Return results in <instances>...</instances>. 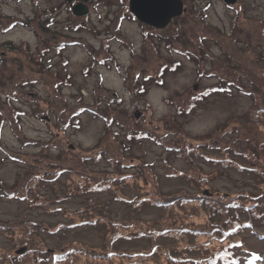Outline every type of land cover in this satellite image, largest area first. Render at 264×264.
I'll return each mask as SVG.
<instances>
[{"label":"rangeland","instance_id":"obj_1","mask_svg":"<svg viewBox=\"0 0 264 264\" xmlns=\"http://www.w3.org/2000/svg\"><path fill=\"white\" fill-rule=\"evenodd\" d=\"M64 1L0 0V83L5 86L4 92L15 89V84L21 82L31 83L17 91L12 98V106L5 105L6 102L0 99V110L5 120L0 124V180L6 187L21 185L34 173V167H27L20 161L8 158L6 152H13L29 162L40 163L41 170H52L57 166L73 169L77 160L72 159L76 155L94 156L99 152L105 153L106 157L103 158L118 159L131 166L148 163L152 170L143 167L141 174L127 177L107 191L82 196L79 189L98 184V179L103 176L101 172H114L109 160L101 157L98 161L95 157V160L89 162V177L79 174L78 169V173L64 174L57 181L44 179L37 184V194L33 191V194L26 193L28 197L25 200L11 199L0 194V224H7L0 228L1 253L14 254L24 248L22 261L28 264L32 258L30 250L36 255L38 249L49 253L78 247L83 249V253H75L70 259L58 264L127 262V257L115 256L112 260L95 258L110 250L109 227L97 229L82 224L64 226L67 231L62 232L58 231L63 228L61 224H77L90 217L96 219L99 214L94 210L100 209L107 210L109 216L99 220V223L108 224L112 220L119 222L117 224L120 227L128 221L134 223L127 230L118 229L125 235L146 227L160 229L173 221L204 225L208 212L202 211L195 203L186 204L182 208L169 206L162 209L145 203L138 206L127 199L137 200L142 196L154 199L158 195L168 196L183 190L205 196L210 194L208 196L212 198L224 192L236 194L264 191V185H255V180L246 172L225 167V163L201 159L196 161V165L210 180L205 185L201 183L196 186L199 183H190L176 176H180V172L192 173L187 158L167 154L161 145L150 139L128 141L126 137V133L134 128L148 131L156 135L157 139L165 138L166 144L196 148L197 145L215 144L219 139L228 142L224 137L228 138L236 129L239 138L246 133L254 141L264 140V114L250 113L254 96L259 105H264V56H261L264 53V29L260 28V23L264 25V0H236L233 4H225L222 0H182L184 12L173 18L159 33L157 31L161 29L141 23L129 12L128 0H88L86 18L89 29H66L64 27L73 25V22ZM122 14L125 16L117 29L115 24ZM48 15L53 18L48 27L57 30L60 36L47 42L77 38L97 50L104 42H108L113 60L104 64L96 63L91 67V57L86 47L76 44L65 46L58 56L54 50L50 51L41 65L34 64L29 55L37 58L43 40L37 36L35 29L48 20ZM43 16L45 19H42ZM13 20L18 23L5 28ZM53 34L55 32L51 31L50 36ZM199 36L205 37L211 56L223 57L224 48L227 53L238 57L243 64L242 71L224 68L220 65L225 64L222 59L217 71L221 77L233 79L243 72L242 84L246 91L254 92V96L233 89L230 94L208 96L199 101L190 113L180 114L179 106L186 105L188 95L220 80L217 75H202L195 62L171 50V47L181 45L178 40L183 41V46L193 44V47L200 48ZM166 37H169L172 45L166 44ZM241 38L244 40L241 41ZM148 42L153 45L150 51L147 48L144 50ZM242 46L245 47L244 51L237 48ZM133 53L141 56L134 66ZM229 59L230 64L240 62L236 58ZM162 60L177 63V69H166L160 82L154 79L144 81L143 77L154 74ZM204 66L213 72L214 67L208 61ZM214 66L216 71L217 66ZM137 71L141 72L138 82L142 81L145 85L142 94L136 93L135 82L126 81L127 77L131 78ZM255 78L258 81L254 89L249 80ZM12 108L18 110L20 115L19 135L12 131L7 120L10 119ZM94 108L101 114H95ZM73 113L74 121L77 119L78 122L64 125L66 118L73 116ZM101 115L114 117L112 124H107L108 128L104 121L106 118ZM247 121L256 124L254 129L258 133L254 129L247 133ZM27 140L48 143L49 147L43 151L41 145L26 144ZM260 165L264 164L260 162ZM131 166L127 173L135 169ZM172 172L176 174L175 177L168 176ZM112 190H116L115 195L123 200L115 199ZM22 194L24 192L21 189ZM29 219L37 221L47 231L42 229L39 234L32 229L34 233L31 243L28 241L29 244L25 245L22 244L26 240L23 221ZM256 228L259 233L263 230ZM241 237L247 249L264 252V240L261 238L247 231ZM151 243L128 239L117 241L116 246L119 247L118 251L140 252L146 251ZM165 243L171 246V243ZM172 244L181 248L184 242ZM142 262L170 264L162 256L143 259ZM45 264L50 263L45 261ZM254 264H264V261H256Z\"/></svg>","mask_w":264,"mask_h":264},{"label":"trees","instance_id":"obj_2","mask_svg":"<svg viewBox=\"0 0 264 264\" xmlns=\"http://www.w3.org/2000/svg\"><path fill=\"white\" fill-rule=\"evenodd\" d=\"M127 12V10H126ZM50 13V11L48 12ZM125 14V13H124ZM124 14L119 16L117 18V22L115 24V28L118 29L119 24L121 20L124 18ZM72 16V15H71ZM51 19L48 17V20H46L43 24H41L39 27H36L35 31L37 36H40L43 38L42 43L39 48V53L37 52V58H33V56L29 55V59L34 64H37V66L41 65L44 61V57L50 52L55 51L57 56L60 54L61 49L68 45H78L82 44L84 47H86V50L89 52V55L91 57V64L90 66L94 67L96 63L104 64L107 61H112L113 57L109 53L108 48V42H104L99 50L94 49L87 44H84V42H81L80 39L77 38H70L68 40L60 39L57 42L51 43L53 40L58 39L57 30H51L48 25L51 24ZM50 22V23H48ZM72 22L73 25H66L64 28L71 29L73 31H78L80 28H88L89 21L85 17H75L72 16ZM17 20L10 21L8 25L5 28H8L9 26H14L17 24ZM264 25L260 23V28L264 29ZM154 31H157L156 29L151 28ZM55 32L53 36H50L51 31ZM161 30H158L159 33ZM57 33V34H56ZM158 35V34H157ZM52 39L51 42H47V40ZM166 44L168 46L172 45V43L169 40V37H166ZM205 37H198V43L200 48L193 47V44L191 46H183V41H179L178 43L181 45L173 46L171 47L172 51H175L187 59H191L193 62L196 63L197 68L199 69V72L201 71L202 75L206 74L207 76H216L220 80L215 83L214 85L204 87L201 90H198L197 92H193L190 95L187 96L186 105L179 106L180 114L182 113H190L197 105V103L204 98L211 96V95H222V94H230L233 89H237L238 92L245 94V95H251V91H246L245 86L243 83L242 73L239 76H236V79H233L231 77H221L218 73V66L219 62L222 61L225 64L223 65L224 68L230 69V70H243V64L240 60H238L237 56L231 55L226 52V49H222V53H224L223 57H213L210 55L209 50L206 45ZM241 41L244 40V38L240 39ZM237 41V40H236ZM235 41V42H236ZM47 42V43H46ZM153 47L151 43H147V45L144 46V50H149ZM239 49H242L241 51H244L245 47H237ZM134 62L132 66L136 64L138 60L141 59V56L138 54L133 53ZM256 54V53H255ZM229 55V56H228ZM257 55V54H256ZM261 56H264V53H261ZM233 58L240 62L237 63H229L231 59ZM222 59V60H220ZM256 60V58H255ZM209 62L211 66L214 67L213 72H209L208 69H205L206 67L204 64L206 62ZM218 62V63H216ZM217 66V69L215 71V66ZM177 63H170L169 61L162 60L159 65L156 67V72L154 74H146L143 77L144 81L154 79L159 80V82L162 80V76L165 72V70L174 71L176 70ZM205 67V68H204ZM140 71H137L133 74V76H130L126 78L127 83L135 82V88L136 93L142 94L145 91V85L141 82H138V79L140 78ZM238 73V72H237ZM239 74V73H238ZM264 74H262V77ZM249 81L252 82L253 87L255 89L256 85L255 82L258 81L257 78L250 79ZM60 83V81H58ZM30 82H21L19 84H15V89L4 92L5 86L0 83V99L5 101V105L12 106V98H14L17 94V91H19L23 86L30 85ZM254 96V92L252 94ZM112 99V98H110ZM254 104L253 107L250 110V113L254 112L256 115H263L264 114V105H259L257 98L254 96ZM18 110L12 108L10 111V119L7 118L8 123L11 126L12 131L19 135V129L20 127V115L17 112ZM256 111V112H255ZM93 112L95 114L100 113L97 109H93ZM77 113V111L75 112ZM73 116L70 115L66 118L64 121V125H70L72 123L76 124L78 121L77 119L74 121V114ZM101 114V113H100ZM105 117L104 121L106 122L107 128L110 124H112L114 117H106L104 115H101V117ZM4 118L2 117V111L0 110V124L4 122ZM109 124V125H107ZM245 125H248L247 127V133H251V129L256 128L253 122L247 121ZM257 133L258 130L254 129ZM238 130L236 132V129L234 133L227 137H224L226 141L224 142L222 139H219L215 144H203V145H197V147L190 148V145L185 146H177L174 144H166L165 138H159L157 139L156 135L150 134L148 131L140 130V129H131L126 133V137L128 138V141H135V140H141V139H150L154 142H156L158 145H161L167 152V154H174L178 156H183L184 158H187V161L191 165L192 173L190 174H184L183 172H180V176L174 174H168L169 177H179L182 180L188 181V182H196L199 184H196V186H199L201 183L205 185L210 178L206 176V174H203L201 172V168L196 165V161L201 159L206 162H217V163H225V167L234 168L239 172H246L247 175H249L253 180H255V185H264V165L261 166L260 162L264 164V140L261 141H254L251 137H249L248 134L245 133V136L239 138V135L237 134ZM231 138V139H230ZM26 144H38L41 145L43 151H45L48 147V143H41L37 140H27L25 142ZM53 147V146H51ZM56 147V146H54ZM62 150H65L61 148ZM126 149V148H125ZM6 155L8 158L13 159L14 161H20L24 163L27 167H34V173L31 177L27 178L25 182H22V184H14L12 186L6 187V185L3 183V181L0 180V194L4 195L8 198H16L19 200H25L28 197L26 193H32L35 192L38 188V183L41 182L44 179H48L49 181H57L58 178L63 176L67 173H78V169H80L79 174L82 175H88V172H91L89 170V162L95 160L97 157V160L99 161L102 157L104 160H109L108 162L113 165L114 172H101L103 173V176L98 179V184H94L91 187L83 186L84 188L79 189L81 193L80 195L85 194H92V193H100L109 190L111 187L115 186L116 183H120L124 181L127 177L139 175L144 170L143 167H148L150 170H152V166L148 163L142 162L140 166H131L130 164H124L122 161H119L118 159H111V158H103L106 157L105 153L99 152L98 154L92 156V155H81V156H75L72 160H77L75 163V168L71 167H53L49 169H42V167L39 164L33 163L32 161L29 162L26 159L20 158V156H17L13 152H6ZM213 156V157H212ZM224 158H221V157ZM59 158H61L59 156ZM54 161V160H53ZM247 164H246V163ZM36 164V165H35ZM128 166V167H126ZM131 167H134L135 169L132 171V173H127V169ZM126 169V170H125ZM126 173V174H125ZM113 174H117V176H113ZM193 174L196 176L194 179L192 177ZM48 177V178H46ZM118 181V182H117ZM43 182V181H42ZM23 190L24 194L20 195V190ZM114 193V198L123 200L122 197L116 196V190H112ZM78 192V191H75ZM36 193V192H35ZM37 194V193H36ZM210 195V194H208ZM208 195H203L201 193H189V191H181L176 194L172 195H158L157 198L149 199L145 197H140L139 199H127L128 202H135V205H151L159 208H166V207H173L176 206L178 208H182L186 204L195 203L198 208L202 209V211L208 212V218L207 222L203 225H195V224H185L183 222H169L167 225L161 227L160 229H155L153 227H146L144 230H132L128 234H122L121 229L124 228V230L129 229L130 226H134L133 222L128 221L125 223H122L123 227L118 226L116 221L109 220L108 224L101 222L99 223V220H105L108 211L107 210H94V212H97L99 214L98 218H88L83 219V221H80L79 223H62L61 225L63 228H59L58 231L65 232L67 231L64 226H78V225H89L93 228L100 229L104 226H107L111 229L110 231V237L108 240V243L110 244V250L105 253V255H97L95 258H104L107 260H112L115 256L119 258L127 257V262H120L116 264H142L143 259L153 258V257H159L162 256L168 263L170 264H254L256 261H264V252H257L250 249H247L244 245V242L242 240L241 234L245 233L246 231L250 234L255 235L257 238H261V240H264V191L256 190V191H249V192H240L236 194H230L229 192H224L222 194H217L216 197H211ZM68 197H65V199ZM33 199H35L33 197ZM145 203V204H144ZM204 209V210H203ZM109 216V215H108ZM92 218V219H91ZM25 226L23 229L25 230V236L26 240L22 242V244H29L31 243V239L33 237L32 229H34L35 232H38L43 227L40 226V223L33 220H24L23 221ZM7 224L2 223L0 224V228H4ZM28 227V228H27ZM260 227L261 230L260 233L257 232V228ZM116 228V229H115ZM51 230V228H48ZM44 231H47V229H44ZM40 234V233H39ZM199 237H202L200 240ZM142 240V241H148L151 242V245L146 251H140V252H127V251H118V248L116 246L117 241L121 240ZM184 239V240H183ZM29 241V242H28ZM183 241L184 244L181 248L172 246V243H177ZM165 242L171 243V246H167ZM33 249V248H32ZM82 248H76V247H69L64 249L63 251H53V252H45L40 249L37 250L36 255L34 254L33 250H30V253H32V258L30 259L31 263L28 264H45V261H48L50 264H58L62 261H66L73 257L75 253H83ZM36 251V250H34ZM25 254V253H24ZM24 254L19 255L17 252L14 254L11 252L1 253L0 252V264H23V257Z\"/></svg>","mask_w":264,"mask_h":264},{"label":"water","instance_id":"obj_3","mask_svg":"<svg viewBox=\"0 0 264 264\" xmlns=\"http://www.w3.org/2000/svg\"><path fill=\"white\" fill-rule=\"evenodd\" d=\"M85 1L71 6L72 14L76 16L85 15L87 13ZM222 1L225 4L236 2V0ZM128 10L141 23L156 29H163L173 18L179 17L185 8L182 0H128ZM23 249L21 248L17 253L21 254Z\"/></svg>","mask_w":264,"mask_h":264},{"label":"flooded vegetation","instance_id":"obj_4","mask_svg":"<svg viewBox=\"0 0 264 264\" xmlns=\"http://www.w3.org/2000/svg\"><path fill=\"white\" fill-rule=\"evenodd\" d=\"M83 0H70L69 2L67 1V0H65L64 2V6H66V8H67V12H68V14H69V16H70V20L72 19V17H71V15L72 16H75V17H80V16H76V15H74V14H72V11H71V6H73V5H75V4H77V3H79V2H82ZM85 3H86V5H87V13H88V10H89V1L88 0H86L85 1ZM87 13L85 14V15H83L84 17H86L87 16ZM50 15H48V17H49ZM46 17V16H45ZM51 20H53V18L52 17H49ZM42 19H45L44 18V16L42 17ZM46 21V20H45ZM69 22H71V21H69Z\"/></svg>","mask_w":264,"mask_h":264}]
</instances>
